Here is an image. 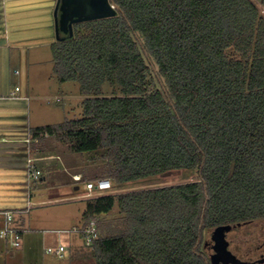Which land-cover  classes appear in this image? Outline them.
Here are the masks:
<instances>
[{"label":"trees","instance_id":"obj_1","mask_svg":"<svg viewBox=\"0 0 264 264\" xmlns=\"http://www.w3.org/2000/svg\"><path fill=\"white\" fill-rule=\"evenodd\" d=\"M110 2L116 15L50 44L57 80L86 95L79 116L31 131L95 153L103 162L85 180L195 171L87 198L80 227L95 221L94 264H213L205 230L264 220V0ZM105 82L119 93L101 96Z\"/></svg>","mask_w":264,"mask_h":264},{"label":"crops","instance_id":"obj_2","mask_svg":"<svg viewBox=\"0 0 264 264\" xmlns=\"http://www.w3.org/2000/svg\"><path fill=\"white\" fill-rule=\"evenodd\" d=\"M4 5V1L0 0V212L14 211L13 222L23 230L20 245L23 253L29 254L37 245H42L44 241L50 239V232H55L57 233L54 237L56 243L58 246H64L61 257L64 256L68 264H80L79 261L85 254V247L82 244L81 234L72 231V229L82 225L81 213L85 203L83 207L77 208L76 214H66L69 217L73 216L76 219L75 223L68 225V222V226L56 229L43 228L42 222L48 219L32 213V210L33 206L35 208L51 202L66 201L71 204L81 197V195L74 196L69 192L65 193L62 189L70 185L77 189V182L83 181V169L86 165H81L80 161L72 164L74 152H71L55 135L44 134L41 138H35L33 135L32 127L71 118L70 112L65 113L63 109V114L58 115L55 120L48 118L57 113L48 109L49 107L41 102L43 95L35 90L36 84L31 79L29 72L30 64L33 63L30 56H23L21 48L24 46H19L21 42L15 39L12 42L8 38L5 28L2 30L5 17ZM17 41V64L19 67H26V71L22 75L15 71V74L19 75L11 79V76L5 77L3 70L7 69L12 62L14 54L11 50H15L14 45ZM52 42L54 40L49 41L50 44ZM35 43L37 46L48 44L47 41ZM33 61L34 64L39 62L35 57ZM10 80L11 83L15 81L14 87H9ZM58 100L59 98H57ZM26 138H29L28 142L25 141ZM28 155L34 158L36 168L41 171L37 178L29 176L26 171L25 163ZM76 156L78 160L81 157L77 153ZM75 176H79L80 180H76ZM59 188L62 190L60 194L53 193V190ZM50 190L53 191L52 195H46V191ZM2 221L3 216L0 214V225ZM62 233L67 235L62 237V235L60 236ZM8 245L10 244L7 240L0 239V253ZM31 259L27 255V260Z\"/></svg>","mask_w":264,"mask_h":264},{"label":"rangeland","instance_id":"obj_3","mask_svg":"<svg viewBox=\"0 0 264 264\" xmlns=\"http://www.w3.org/2000/svg\"><path fill=\"white\" fill-rule=\"evenodd\" d=\"M4 1V9L5 17L2 25V30L5 28L6 34L10 40H19L21 43L19 46H24L21 48L22 55L25 57L28 55L33 63L30 64L29 72L31 73V79L34 81L35 90L42 94L41 102L44 105L49 107L53 112L55 111L56 115H50L48 117L50 120H55L58 115L70 112V117H77L81 112L80 103L86 95H83L79 92V85L75 81H68L64 83H60L54 72H53V62H52V54L50 49L49 41H55L54 34V26H53V10L55 6L56 0H3ZM4 13V12H3ZM37 41H47L48 44L37 46L35 42ZM35 43V44H34ZM15 50H11L14 54L12 62L5 71V77H15L19 74H15V71L22 75L26 71V67H19L18 62V41L15 43ZM34 57L39 60L36 64H34ZM17 64V65H16ZM9 87L15 86L14 83L9 81ZM21 85V84H20ZM119 93V88H115L110 86L107 82L102 85V94L101 96H112L115 95L113 93ZM57 98L59 100L57 101ZM66 115V114H65ZM62 120V119H61ZM73 155V154H72ZM76 156V153H74ZM72 157L71 163L75 164L80 161L81 165H86L83 169V176L88 173V169L101 164L103 161L99 160L95 153L82 155L80 159L76 157ZM76 159V160H75ZM196 178V174L194 170L190 169H181L178 171H173L171 174L163 176L162 174L149 176L145 178H141L135 181H130L124 183L119 186H111L110 189L103 190L100 192H92L88 194L85 183L90 180H85L77 182V189H74L73 185L69 187H65L62 190L65 193L70 195H81V197L77 198L72 203L68 204L66 201L60 202H51L43 205H39L34 208L33 212L43 216L45 220L42 222V227L45 229H56L59 227L68 226L69 224H73L76 222L74 217H69L66 215L67 213H75L78 207H83L85 200L89 197L98 194L104 193H124L131 190H139L145 188H152L164 185L177 184L181 182H186L190 180H194ZM61 188L55 189L53 191H46V195H52L51 193L60 194L62 191ZM44 195V194H43ZM89 195V196H88ZM117 205H115L111 212L107 214V217L115 216L117 213ZM76 214V213H75ZM69 222V223H68ZM68 223V225H67ZM264 226L263 221H256L253 223H249L244 225L243 227H235V233L230 235L232 240L231 248L238 253L242 254V250L245 245H248L249 242L256 241L257 237L264 236V230H262ZM250 231L253 234H250ZM237 234L240 237H237ZM50 239L46 242L44 241L41 244L37 245L33 248V251L29 254L23 253L20 247H12L8 245L4 247V249L0 253V264H68L66 258L57 256L54 252H48L47 247L50 246L52 248H57L58 244L55 241V236L57 233L50 232ZM62 237L66 236V233L60 234ZM211 239V230L207 229L204 232V242L203 249H209V243ZM263 237L258 240L257 245L260 243ZM83 244V243H82ZM84 246V244H83ZM85 254L80 259V264H94V258L89 254V248L84 246ZM261 251H264V246L261 247ZM254 253H257L254 251ZM27 255H29L32 259L27 260Z\"/></svg>","mask_w":264,"mask_h":264},{"label":"water","instance_id":"obj_4","mask_svg":"<svg viewBox=\"0 0 264 264\" xmlns=\"http://www.w3.org/2000/svg\"><path fill=\"white\" fill-rule=\"evenodd\" d=\"M117 14L116 8L110 0H56L53 10V26L56 40L70 39L73 37L72 25L77 22L100 19ZM173 171L163 172L166 176ZM222 224L211 230V239L214 241V255L211 258L213 264H263L264 257L256 260H242L228 248L225 234L233 226L241 225Z\"/></svg>","mask_w":264,"mask_h":264},{"label":"built area","instance_id":"obj_5","mask_svg":"<svg viewBox=\"0 0 264 264\" xmlns=\"http://www.w3.org/2000/svg\"><path fill=\"white\" fill-rule=\"evenodd\" d=\"M17 89V87H16ZM26 142L29 141V138L25 139ZM30 149L28 148V151ZM26 171L29 176L37 178L41 171L36 168L34 164V158L30 155L26 157ZM76 180H80L79 176H75ZM88 194L92 192H100L103 190L110 189L112 184L109 178L102 177L94 180H90L85 183ZM0 214L3 216V221L0 225V239H5L9 242L12 247H19L21 245L22 233L23 230L16 226L13 222L14 220V211L13 210H4ZM72 231L79 232L82 236V240L85 246H89L93 239L97 236L96 224L94 220H90L85 227L73 228ZM48 252H54L57 256L61 257L63 255L64 246L60 245L57 248L47 247Z\"/></svg>","mask_w":264,"mask_h":264},{"label":"flooded vegetation","instance_id":"obj_6","mask_svg":"<svg viewBox=\"0 0 264 264\" xmlns=\"http://www.w3.org/2000/svg\"><path fill=\"white\" fill-rule=\"evenodd\" d=\"M259 221H263V220H259ZM253 222H256V221H252V222H249V223H253ZM249 223H247V224H249ZM244 225H246V224H241V225H236V226H233L230 230H228L227 232H226V234H225V237H226V240L228 241V245H227V248L231 251V252H233L238 258H240V259H242V260H250V261H252V260H256V259H258V258H260V257H264V251L262 252L261 251V247H263L264 246V236H258L257 237V239H256V241H251V242H249L248 243V245H245V247L243 248V250H242V254L241 253H238V252H235L231 247V244H232V240L233 239H231L230 238V235H232L233 233H235L234 232V230H235V227H243ZM212 230V229H211ZM262 230H264V226H263V228H262ZM250 234L252 235L253 234V232L252 231H250ZM254 235V234H253ZM236 236V233H235V235H234V237ZM237 237L239 238L240 237V235L239 234H237ZM263 237V239L261 240V244L259 243L258 245L256 244V243H258V240H260L261 238ZM213 246H214V241L212 240V239H210V243H209V249H208V253H209V256L212 258V256L214 255V253H215V251H214V248H213ZM254 251L255 252H257V253H254ZM264 264V263H263Z\"/></svg>","mask_w":264,"mask_h":264}]
</instances>
